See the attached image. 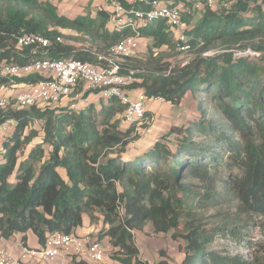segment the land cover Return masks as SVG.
I'll return each instance as SVG.
<instances>
[{"label":"trees","instance_id":"1","mask_svg":"<svg viewBox=\"0 0 264 264\" xmlns=\"http://www.w3.org/2000/svg\"><path fill=\"white\" fill-rule=\"evenodd\" d=\"M217 1L220 9L206 8L196 21L184 14L194 50L186 65L164 76L170 65L162 62L160 50L175 43L166 21L116 29L104 11L70 18L48 0H0V62L24 66L47 58L98 65L111 47L130 37L146 39L148 56L124 64L137 71L132 88L174 106L191 95L199 111L136 154L130 146L141 136L135 125L122 129L125 106L116 99L100 110L56 105L0 110V126L16 125L0 148L2 238L22 234L28 247L32 232L44 247L55 232L82 237L75 233L86 218L103 224L96 238L110 240L114 260L150 264L135 237L150 224L155 234L178 243L180 264H264V239L254 240L256 232L264 236V12L257 4L247 18L252 0ZM62 32L84 35L95 49L62 45ZM31 34L54 43L46 50L18 49L17 39ZM58 36L63 43H55ZM249 49L259 56L235 57ZM209 50L220 52L204 57ZM41 80L37 74L13 78L21 85ZM8 85L0 76V86ZM37 122L42 133L32 127ZM37 137L42 144L21 159ZM45 145L51 148L48 157ZM219 238L236 251L217 249ZM159 256L153 264H177L165 250Z\"/></svg>","mask_w":264,"mask_h":264},{"label":"built area","instance_id":"2","mask_svg":"<svg viewBox=\"0 0 264 264\" xmlns=\"http://www.w3.org/2000/svg\"><path fill=\"white\" fill-rule=\"evenodd\" d=\"M126 4L118 0H109L113 8L111 22L116 29L129 25L136 29L139 25L166 21L174 32L176 52L181 55L191 54L194 50L190 39L185 32L184 14L196 16L206 8L220 9L217 0H125ZM170 2V5L166 3ZM139 38L130 37L110 48L108 55L99 56L98 65L74 59H37L29 65L20 66L0 62V76L9 79V85H14L13 78H25L31 75H40L44 78L35 84H25L26 88L8 97L2 94L0 86V110L26 109L31 107L45 108L59 104L70 98L80 87L84 92H98L105 100L116 99L125 106L123 116L126 125H135L137 130L147 124L149 117L147 103L149 100L165 102L163 98L149 99L144 92L135 96L130 95L132 85L137 82V71L125 67L128 59L137 58L141 52ZM54 41L38 34L24 35L17 39V47L43 49L52 46ZM56 44L63 43V37L58 36ZM220 50H209L203 53L204 57H213ZM258 57L259 53L252 50L237 51L235 57ZM189 59L181 65H186ZM176 64L163 72L170 76ZM74 109L75 106L73 105ZM12 121L0 126V133H6ZM112 246V245H111ZM64 251L72 252L76 257L74 264H85V261L99 263L104 261L106 248L97 238L90 235L77 237L71 234L55 232L48 236L45 246L41 249L24 247L21 259H16L12 253L0 247V264H25L29 258H38L43 262H50L62 256Z\"/></svg>","mask_w":264,"mask_h":264},{"label":"rangeland","instance_id":"3","mask_svg":"<svg viewBox=\"0 0 264 264\" xmlns=\"http://www.w3.org/2000/svg\"><path fill=\"white\" fill-rule=\"evenodd\" d=\"M50 1L58 10V13L60 15H65L70 18H74L79 15L85 14L87 11H89L91 14H96L99 11H104L111 15V20L113 18V8L108 3V1H96L95 3L91 4L89 0H65L63 2H60L59 0H48ZM167 5H170V2L166 3ZM261 4V10L264 12V2L263 0L258 1H251L249 11L247 12L246 16L249 18L252 16L250 12L252 10H255L256 5ZM202 12H196V19L199 18V15H201ZM244 15V14H243ZM194 21H192L193 23ZM111 24H113L111 22ZM191 29V27H189ZM64 34V43L62 45L64 46H72L76 48V50L83 51V49H95L92 40L84 37V35H79L71 32H62ZM138 44L141 48V52L138 54L139 59H144L148 55L147 50V43L142 40L138 39ZM161 51V59L162 62L165 64H169L170 66L173 65H180L184 60L191 59L192 54L187 55H181L178 52H176L174 47H163ZM137 57V58H138ZM26 88L25 84H14L11 86H7L3 88L2 94L8 97H13L15 94L21 92ZM167 103V102H165ZM98 108L102 106V103H98ZM167 113L162 114L161 110L158 111H150L148 113V123L140 126V133L139 135L144 138L146 141H150L151 139L160 140V138L165 135L169 128L172 126H180L186 124L189 120H192L195 117L199 116V111L197 110V102L196 100L190 95L180 106H174L171 103L166 105ZM61 109V108H60ZM161 112V113H160ZM16 125H13L10 134L12 135L15 131ZM36 130H38L40 133H42V125L40 122H37L32 126ZM9 133H0V148L3 147L4 142L7 138H9L11 135ZM156 141V142H157ZM155 142V141H153ZM172 142V141H171ZM42 144V138L37 137L31 145L24 148V150L21 153V159L26 158L31 150L36 146ZM45 151L46 155L48 157L49 153L51 152V148L48 145H45ZM174 148V146H173ZM12 182H14V178H12ZM103 228V224L99 223L96 225V230L92 231L91 233H86V235H90L92 238L98 237L99 232ZM136 242L139 243L144 249V251L152 250L155 252V254L152 252V255L154 257H159L160 250H165L169 256L177 263L180 264L182 261L183 256L178 252V243L173 242L170 238L164 236V235H157L153 232V229L151 225H147L143 232H136ZM254 236L256 237V240H263L264 236L256 232L254 233ZM232 251H236L235 247H233V243L227 244V247H230ZM215 247L220 250H224L226 247V242L222 238H219L215 242ZM240 253L246 254V250L244 248L238 247ZM111 254V259L113 253ZM116 261V260H114ZM151 263H153V259H151Z\"/></svg>","mask_w":264,"mask_h":264},{"label":"crops","instance_id":"4","mask_svg":"<svg viewBox=\"0 0 264 264\" xmlns=\"http://www.w3.org/2000/svg\"><path fill=\"white\" fill-rule=\"evenodd\" d=\"M196 20L197 19L195 18L194 21H196ZM142 40H144L147 43V50H148L147 53L149 54V45H148L149 42L146 39H142ZM138 59H139V57H138ZM139 92H144V91L141 88L130 89V95L131 96H135ZM98 103H102V106H103L104 104H107L108 101H106L104 98H102V96L99 95L98 92H90V91L84 92L83 87H80L70 98L64 99L59 104H57L55 106V108H57V109L58 108H68V109L73 110V111H78V110L82 111V110H85L86 108H88L89 106H94L97 110H100L102 108V106H100V108H98V105H97ZM167 104L168 103H165V102L149 100L147 103V111H148V113H150V111H152V110L153 111L161 110L162 114L167 113L166 112V110H167L166 105ZM73 105L75 106L74 109L72 108ZM13 125H15V123H12L9 126V130L7 131V133L10 134V130H11ZM121 127H122V129H127L128 125L121 124ZM140 131L141 130L139 128L138 132L140 133ZM153 141L156 142L157 140L151 139L150 141H146V140H144V138L141 135V138L139 139V141L130 146V152L137 154V153H139V151L147 150L153 146V144L155 143ZM59 171H60L62 177L66 178L65 171L62 169ZM94 230H96V225H91L89 220L85 218L83 228L78 229L75 234L83 237V236H86V233H88V232L91 233ZM27 238H28L27 246L29 249L37 250V249L42 248V246L40 245L38 238L36 237L35 234H33L32 232H28ZM21 239H22V234H16L10 240L2 238L0 235V247H3L6 250L10 251L16 259H21L22 255H23V249H24V246L21 242ZM101 242L103 243V246L106 248L104 261L99 262V263H94V262H90V261L86 260L85 264H121L120 262L114 261L111 259V254L115 249L111 246L110 240L109 239H103V240H101ZM137 244H138V247H139L140 252H141V257L144 260H147L150 264H153L154 262L159 260V257H154L152 255V252L155 254V252L153 250H152V252H151V250L144 251V249H142L141 245L139 243H137ZM151 259H153V263H151ZM75 261H76V257L72 254V252L64 251L62 253V256L56 258L53 261L43 262L38 258H29V259L25 260V264H74Z\"/></svg>","mask_w":264,"mask_h":264}]
</instances>
